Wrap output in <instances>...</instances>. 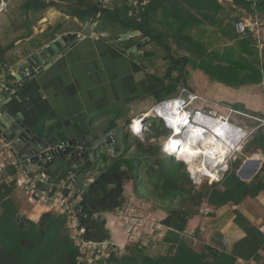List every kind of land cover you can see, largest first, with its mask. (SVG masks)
Returning a JSON list of instances; mask_svg holds the SVG:
<instances>
[{
    "label": "trees",
    "instance_id": "16d2710c",
    "mask_svg": "<svg viewBox=\"0 0 264 264\" xmlns=\"http://www.w3.org/2000/svg\"><path fill=\"white\" fill-rule=\"evenodd\" d=\"M98 1L9 0L10 7L6 13L9 19L5 22L11 26L12 23L27 26L35 23L41 14L55 8L80 22L79 28L86 22L89 26L96 23L95 28L108 32L106 39H113L121 45L119 48L129 51L138 46L135 59L148 69L150 94L161 90L159 101L174 97L178 88H189L188 68L201 70L212 83L219 82L234 89L254 85L253 64L256 65L259 46L249 32L244 35L243 41H237L242 36L230 23V20L243 16V10L238 5L245 3L237 2V7L232 8L218 0H156L138 19H130L127 6L113 2L111 11L104 12L101 17L105 21L99 25L101 19L95 20L100 11ZM14 9L15 12H11ZM236 13L239 16L233 19ZM204 23L210 27L212 36L201 28ZM105 26H112L116 28L112 31H117L111 32ZM61 27L60 23L56 26L60 32ZM126 33L138 35L118 40L120 34ZM26 36L18 37L5 46L0 42V66L7 63L13 65L7 55L14 42ZM226 39L233 45L228 47ZM205 43L211 45L212 50ZM245 43L251 46L247 57L236 55L234 48L244 50ZM262 51L264 53V48ZM249 67L251 71L244 73ZM218 75H228L235 82L219 79ZM221 105L243 114L233 115L230 119L232 124L253 132L243 145L242 156L230 161L229 172L219 184L210 186L203 181L199 186L194 185L183 162L161 153L160 140L169 132L160 119L147 120L144 141L135 136L130 141V134L125 131L123 140L126 146L118 157H109L101 146L96 149L92 166L78 174L115 173L126 166L128 173L124 184L131 183L140 204L166 214L160 224L168 231L163 239L168 248L164 254L150 256L137 244H128L122 255L112 253L109 258L97 260L94 264H264V231L240 210L247 200L252 201L264 194V162L249 182L236 175L243 156L253 154V161L264 157V114L247 110L240 103ZM203 109L211 111L214 107L204 106ZM133 119L129 120L127 127ZM132 164H135L134 168ZM247 171H252L251 166L247 167ZM247 171L242 169L240 174L245 175ZM8 173L13 174V169L9 168ZM14 190L13 184L0 182V264H87L79 259L81 255L68 230L67 217L54 212H44L36 222L21 217L19 204L13 198ZM62 191L68 193L65 188ZM82 207L86 211V199H83ZM203 209L209 211L201 215ZM224 209H230L227 213L232 215V226L244 236L228 250L222 241L223 233H214L210 244L203 243L199 236L201 230L196 227L192 242L197 249L192 247L185 235L189 223L198 217L218 221L221 217H217L216 212Z\"/></svg>",
    "mask_w": 264,
    "mask_h": 264
},
{
    "label": "crops",
    "instance_id": "0c3cea01",
    "mask_svg": "<svg viewBox=\"0 0 264 264\" xmlns=\"http://www.w3.org/2000/svg\"><path fill=\"white\" fill-rule=\"evenodd\" d=\"M3 1L6 3V11L3 14H6L8 7H10L9 0ZM225 4L232 7L228 5L229 3ZM235 6L237 7V5ZM11 12H15V9ZM63 16L67 19L69 17L59 10L51 8L41 14L37 21L34 19L35 23L31 22L27 26H24L23 23L20 25L12 23V26L10 24L7 26L5 24L0 25V42L3 46L12 44V41L18 37H24L29 33L25 38L14 42L12 50L8 53V55L11 54V58L8 60L14 63L13 65L7 63L1 66L6 68L17 67L19 63L26 61L38 51L44 50L56 40L65 37L62 42L65 48L61 45L59 54L54 56L45 52L44 56L41 57L40 64L36 68H32L33 75L27 81V88L19 96V101L10 102L8 106L12 108L13 113L22 114L25 128L49 141L48 146L74 141L79 137L85 138V143L91 141L89 145L93 146L102 135L117 129H122L124 136L129 120L133 117H139L144 110L149 109L152 103L161 96V90L150 94L148 69L137 63L135 56L138 55V52L128 53V49L125 51L122 47L119 48L118 46L121 45L115 41H108L106 32L97 34L96 28L89 25L86 30H84L83 25L81 32L62 33L56 26ZM237 16H239L238 13L235 17ZM235 17L232 16L233 19ZM230 23H233V20H230ZM88 29H91V36L89 37L86 35ZM102 34L104 36H101ZM79 35L83 37H79ZM122 35L124 34H120V36ZM241 36L237 41H243L245 37L244 35ZM118 40L123 41L119 38ZM231 45L227 46L230 47ZM243 46L244 50L235 47L234 53L247 57L251 51V46L249 43H245ZM263 65L264 54L258 50L256 52V65L253 64L255 82L251 86L234 89L219 82L212 83L206 77L207 75H204V72L197 69L194 70L193 75L197 79L194 85L195 89L189 88L190 91H195L194 93L202 98L197 92L200 89L199 86L209 82L214 89V97L217 99L211 102V105L217 107L222 102L231 105L240 103L247 110L264 114ZM12 71L0 75V78L4 80L6 74L13 75L14 71ZM246 71H251V67L244 73ZM18 72L14 75H17ZM218 78L227 80L229 83L235 82V79H229L228 75H218ZM202 99L209 104L208 100ZM127 130L130 132L128 127ZM123 136L122 147L114 145L112 152H108L107 147L103 148L109 157L115 158L123 153L126 146ZM102 147L100 148L102 149ZM42 148H45V145H41ZM94 150L91 149V152L93 153ZM256 154L262 156L260 153ZM56 160L60 167H50V171L58 181L54 190L62 191L73 166L67 168L59 158ZM261 161L264 162L263 156ZM132 165L134 168L135 164ZM91 166L92 162L87 160L79 169L76 168L79 178L89 182L87 190L80 191L81 203L83 199L87 201L86 211L84 210L85 216L81 219L84 237L90 241L106 240L112 243L114 247H126L128 245L126 235L118 226L116 211L124 204L133 202V200L135 204L140 203L134 196L131 183L124 184L128 168L123 166L120 171L115 173L78 174ZM259 170L258 168L257 173ZM13 198L19 204L21 217L36 222L41 214L46 212V209L28 204L23 193L18 189L14 190ZM144 208L147 217L156 219L159 224L161 220L166 218V214L162 211L151 210L145 206ZM197 225L198 219L192 220L189 223L188 231L195 234ZM200 230L203 232L204 228L201 226ZM160 232L163 238L166 237L168 231L166 228H160ZM234 232L237 240L244 236L240 230ZM237 240L230 243L228 250ZM161 241L157 244L156 249L147 248L146 252L150 256L164 254L168 244Z\"/></svg>",
    "mask_w": 264,
    "mask_h": 264
},
{
    "label": "built area",
    "instance_id": "2783aa9c",
    "mask_svg": "<svg viewBox=\"0 0 264 264\" xmlns=\"http://www.w3.org/2000/svg\"><path fill=\"white\" fill-rule=\"evenodd\" d=\"M155 1L99 0L100 11L96 14L95 20L100 19L104 12L111 11L113 2L125 4L128 8V18L138 19L143 11ZM218 1L222 4L229 3L235 8L237 2L256 6L262 0ZM5 11L6 3L1 0L0 14ZM95 26L96 23L92 25V28ZM233 26L237 34L246 35L249 32L257 42L260 51L264 48V22H260L243 11V16L233 21ZM79 37L83 36L79 35ZM11 71L12 67L0 66V75L11 73ZM2 87H4V80L0 78V89ZM199 99L197 95L183 88L178 96L164 100L146 113L135 117L128 128L133 136L144 141L147 120L160 119L169 132L168 136L161 140V153L174 158L176 161L183 162L194 185L199 186L203 181H206L211 186L224 180L229 172L230 161L237 154L241 155L242 146L253 130L249 131L232 124L230 119L233 115H243L232 109L223 108V112L204 111L202 108L195 109ZM162 111L164 112L162 113ZM205 138H212L219 147L212 151V144L205 143ZM173 140L179 142L190 140L193 148L203 152L196 155L182 154L178 147H172L174 146ZM70 148L71 146L67 142H61L20 159L17 153L12 152L10 143L0 137V182L2 181L7 185L13 184L15 189L23 193L26 202L31 206L65 215L68 230L80 251L81 257L79 259L81 262L93 264L99 259L109 258L112 253L122 255L125 247H114L108 241H88L84 238L81 219L84 218L85 212L81 203V190L76 187L79 179L76 168L73 167L67 177L65 187L70 190L67 194L60 190H54V185L47 183L49 177L44 172L50 167L56 156L65 153ZM249 158L244 156L242 163ZM9 168L13 169V174L8 173ZM140 210H142L140 205L135 207L128 205L119 208L116 211L118 226L125 233L127 244H137L139 248L154 250L158 244L155 241L156 238L158 236L162 238L161 233L156 232L161 227L157 226L156 219H150L147 215L144 218L143 211ZM121 251L123 252L119 254Z\"/></svg>",
    "mask_w": 264,
    "mask_h": 264
},
{
    "label": "water",
    "instance_id": "95a60500",
    "mask_svg": "<svg viewBox=\"0 0 264 264\" xmlns=\"http://www.w3.org/2000/svg\"><path fill=\"white\" fill-rule=\"evenodd\" d=\"M88 25V22L84 24V30L87 29ZM86 35L88 37L91 36V29H88L86 31ZM137 35L138 33L124 34L120 36L119 39L126 40ZM63 40H65V37L56 40L44 50L38 51L37 53L29 57L26 61L19 63L17 67H13L12 70L14 72H17V70L19 69L17 75L6 74V76L4 77V87L0 89V137L10 143L12 152L17 153V156L21 159H24L33 153H37L43 150L44 148L41 149V145H45V148L46 146L48 147L49 141H46V139L41 138L39 134H34L28 128H25V126L23 125L22 114L13 113L11 110L12 108L8 106V103L19 101V96H21V94H23L27 88V81L33 75L32 68H36L37 65L40 64L39 62H41V57L44 56L45 52H49L52 56L59 54ZM62 47L65 48L64 45H62ZM137 47L138 46L129 49L128 53L137 52ZM122 136V129H117L116 131H112L107 133L106 135H102L99 141L94 143L93 146L85 143L84 141H86V139L82 137H79L74 141H66L67 144L71 146V148L65 153L56 156V158L50 164V167H60V164L56 160L57 158H59L61 162L65 163L64 165L67 168H72L73 166L79 169V167H81L82 164L86 163L87 160L93 162L95 151L100 146H103V148L107 147L108 152L113 151L114 145L122 147ZM91 149H95L93 153L91 152ZM236 158L237 156H235L233 159ZM262 162L263 161L261 160L253 161L251 159H248L240 166L239 170H237V177H239L244 182H249L255 175L258 174L257 170L258 168L261 169ZM248 166H251V172L247 171ZM242 169H244V171H247V174H240V171ZM50 170L44 172V174L49 177L47 183L56 185L58 184V181L56 180L55 175L50 172ZM88 184L89 182L86 179L79 178L76 187L78 190L85 191L87 190Z\"/></svg>",
    "mask_w": 264,
    "mask_h": 264
},
{
    "label": "rangeland",
    "instance_id": "374dc122",
    "mask_svg": "<svg viewBox=\"0 0 264 264\" xmlns=\"http://www.w3.org/2000/svg\"><path fill=\"white\" fill-rule=\"evenodd\" d=\"M238 8L243 10L249 16L259 20L260 22H264V1H263V4H257L256 6H254L252 4L238 5ZM193 13H195L198 16L197 12L193 11ZM236 14H234V17H235ZM8 19L9 18H8V16L6 14H0V25L1 24H5L7 26L8 23H6L5 21L8 20ZM103 20H104V18L101 19L100 21H99V19L97 20V21H99L98 22L99 25L103 24V22L105 21V20L104 21ZM59 21H60V25L62 26L61 27V32H81L82 29H83V26L81 28H79V25L81 24L80 22H78V21L76 22V21H74V19H72L70 17H68V19H67L65 16H63V17L60 18ZM110 25H112V24H110ZM112 26H114V25H112ZM112 26H105L104 28L110 29L111 32L117 31V30L112 31L113 29H116V28H114L115 26L114 27H112ZM201 28L202 29H206L207 34L212 36V33L210 32V30H211L210 27H208L205 23H204V25H202ZM95 31H96L97 34L103 33V29L100 30V29L96 28ZM106 33H108V32H106ZM111 38H113V36ZM108 40H110V39H108ZM110 41H113V39H111ZM208 41H210V40H208ZM226 41H228L227 45H231L232 42H229V39H226ZM204 45H206L208 49L212 50V46L211 45H209L207 43H205ZM10 55L11 54L8 55V58H11ZM193 75H194V70L191 69V68H188V73H187L188 82L187 83H188V87H191V88L192 87L194 88L195 82H197V79H195V77H193ZM205 76H204V78L207 77L209 79L208 76H206V77ZM203 85L204 84H200V86H199L200 89L197 92L202 98L208 100L209 105L213 107V105H211V102H214V101L217 100L214 97V93H213L214 89L210 86L209 82H208V84H205L204 86ZM211 85L214 86V84H211ZM221 86H223V85H221ZM188 89L190 91V88H188ZM181 90H183V88H178L177 89V94L174 97L178 96ZM190 92L194 93L195 91L194 92L190 91ZM194 94L197 95L196 93H194ZM170 98H172V97H165L162 101L170 99ZM202 98H200L197 101V103L195 105V109H201V108L203 109L204 106L208 105L206 103V101H204ZM162 101H159V99H156L151 106L153 107V106L157 105L158 103H160ZM224 103H226V102H224ZM221 104H223V102L219 103V106L221 108H224ZM214 109L217 112H223L221 109H217V108H214ZM126 133L130 134V139L129 140L133 141V135L127 130V127H126ZM230 134H231V132H230ZM167 136L168 135L164 136L163 139H165ZM251 155L252 154H250L248 156H251ZM138 204L140 205V203L135 204V201L133 200V202L124 204V206H122L121 208H124V207H126L128 205L131 206V207H135ZM229 210L230 209H224V210L217 211L216 212L217 217H219V218L221 217L218 221L205 219V218L199 219V217L196 218V220L198 219L197 227L200 228L202 226L204 228L203 232L201 231L200 235H199L200 239L202 240L203 243L210 244L213 234L217 233V232L223 233L222 241H223V244L227 247V249L230 247V245H231L230 243H232V241L237 240V236H236V233L234 231L235 230L239 231V230L234 228V226H232L231 221H230L232 215L230 213H227ZM240 210L243 211V213L250 219L251 222H253L256 226L261 227V229L264 231V194L261 195L259 198H256V199H254L252 201L247 200V202H245L244 205L240 207ZM140 211H143L142 215L145 218L146 217V214L144 212V211H146L145 208L143 210H140ZM208 211L209 210L203 209L201 211V215H202V213L205 214ZM157 226H159V225H157ZM155 227H156V225H155ZM148 228L149 227L147 226V229ZM161 228L165 229L166 227H164V226L162 227L161 226ZM156 232L161 233L160 229L158 231H156ZM189 232L190 231H187L186 234H185L186 235V239H190L189 243L192 245V247L197 249V245H193L192 234H188ZM230 235H231V237H230ZM163 239H164V237L161 239L158 236L155 241L159 244L161 240L163 241ZM194 244H195V241H194ZM122 252L123 251H121L119 254H121Z\"/></svg>",
    "mask_w": 264,
    "mask_h": 264
},
{
    "label": "bare ground",
    "instance_id": "6f19581e",
    "mask_svg": "<svg viewBox=\"0 0 264 264\" xmlns=\"http://www.w3.org/2000/svg\"><path fill=\"white\" fill-rule=\"evenodd\" d=\"M163 112L164 111H162V113ZM218 132L220 133L221 131H218ZM190 142H191L190 140H188L187 142H179L178 140H173L172 144L174 146H172V147H176V148L178 147V149L181 151L182 154H187V155H196V154H200L201 152H203L201 150L193 148L192 145L190 144ZM205 143H211L212 144V146H213L211 149L212 151L217 149V147H219L217 145V143L212 138H205Z\"/></svg>",
    "mask_w": 264,
    "mask_h": 264
},
{
    "label": "clouds",
    "instance_id": "9594fccd",
    "mask_svg": "<svg viewBox=\"0 0 264 264\" xmlns=\"http://www.w3.org/2000/svg\"><path fill=\"white\" fill-rule=\"evenodd\" d=\"M262 1H263V0H262ZM262 1H260V2H262ZM260 2H259V3H260ZM259 3H258V4H259ZM221 4H222V3H221ZM245 4H246V3H245ZM223 5L226 6V4H223ZM235 5H236V4H235ZM1 14H2V13H1ZM126 34H129V33H126ZM130 38H132V37H130ZM261 52H262V50H261ZM186 89H188V88H186ZM188 90H189V89H188ZM162 100H163V99H162ZM162 100H160V101H162ZM206 106H210V105L208 104V105H206ZM213 107H214V108H217V109H221V110L223 109V108H221L220 106H217V107L213 106ZM203 110H204V109H203ZM213 111H216V110L213 109ZM222 111H223V110H222ZM145 113H146V112H145ZM142 114H144V113H142ZM162 139H163V138H162ZM162 139H161V140H162ZM161 140H160V143H161ZM246 142H247V141H246ZM246 142H245V143H246ZM245 143H244V144H245ZM244 144H243V145H244ZM242 148H243V146H242ZM160 150H161V147H160ZM252 155H253V154H252ZM252 155H251V156L245 155V156H248V157H250L249 159H252ZM164 156H165V155H164ZM236 156H237V158H238V157H241V156H242V153H241V155H240V154H239V155L237 154ZM166 157H167V156H166ZM234 157H235V156H234ZM169 158H171V157H169ZM20 159H21V158H20ZM173 159H174V158H173ZM243 159H244V156H243ZM243 159H242V161H243ZM174 160H175V159H174ZM175 161H176V160H175ZM246 161H247V160H246ZM178 162H180V161H178ZM242 164H243V163L241 162V165H242ZM241 165H240V166H241ZM240 166H239V168H240ZM239 168H238V170H239ZM48 170H50V167H49L46 171H48ZM50 172H51V171H50ZM236 172H237V171H236ZM78 178H79V176H78ZM51 184H52V183H51ZM53 185H54V186H57L58 184H56V185L53 184ZM64 188L67 189L68 192L70 191L67 187H64ZM81 191H82V190H81ZM138 205H139V204H138ZM140 206L142 207V210H143V209H144V205H143V204H140ZM46 212H50V211H46ZM157 225L160 226L159 223H157ZM160 227H161V226H160ZM189 233H191V232H189ZM189 233H188V234H189ZM191 234H192V233H191ZM84 238H85V237H84ZM85 239H86V238H85ZM86 240H87V239H86ZM88 241H90V240H88ZM100 241H106V240H100ZM73 242H74V241H73ZM74 244H75V243H74ZM75 246H76V245H75ZM76 247H77V246H76ZM77 248H78V247H77ZM79 252H80V251H79ZM102 259H103V258H102ZM99 260H100V259H99ZM85 263H86V262H85ZM93 264H94V263H93Z\"/></svg>",
    "mask_w": 264,
    "mask_h": 264
}]
</instances>
